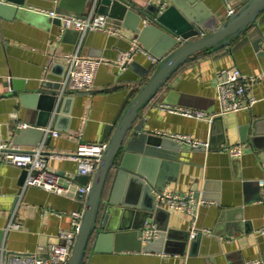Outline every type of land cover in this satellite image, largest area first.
I'll use <instances>...</instances> for the list:
<instances>
[{
  "label": "crops",
  "instance_id": "1",
  "mask_svg": "<svg viewBox=\"0 0 264 264\" xmlns=\"http://www.w3.org/2000/svg\"><path fill=\"white\" fill-rule=\"evenodd\" d=\"M30 1L32 4L23 5L17 15L5 10L0 16V91L3 83L11 77L24 79L30 90L43 82H56L66 73L68 61L64 54L71 53L80 42L81 35L75 42L76 29L63 32L60 20H51L48 14L38 11L53 10L60 0L55 3L54 0ZM241 1L230 0V4L238 8ZM204 2L216 17L215 26L227 18L226 0ZM90 6L88 3L85 14ZM108 16L117 38L101 30L84 37L83 50L95 48L99 54L84 56L74 66L62 105L67 111L61 113L57 125L52 127L62 134L47 137V151L74 152L79 139L70 134L76 131L82 132L83 141L108 142L111 137L109 126L118 123L142 84L139 72L150 70L144 82L156 67L143 52L134 56L130 63L133 66L124 74L114 65L92 58L115 59L137 37L135 17ZM143 25L141 21L138 26ZM263 43L264 12L256 25L233 39L229 46L191 56L140 112L147 130L161 137L170 136L171 140L165 142L171 146L181 145L179 159L169 160L156 170V177L165 180L162 192H193L202 203L195 209L199 216L198 225L202 226L200 230L205 232L206 229L216 237L207 236L203 238L204 242L192 245L191 241L197 235L191 238V216L170 207L157 192V204L169 212L159 214L157 222L173 230L168 251L164 250V239L151 251L136 250L138 237L121 233L117 238L104 240L100 251H94L91 244L84 264H249L254 260L264 264V234L261 233L264 229V52L260 51ZM232 67L239 68L246 75L260 76L259 82L248 90L250 96L257 98L250 109L216 115V119L207 120L165 107L199 109L209 114L219 112L217 74ZM26 111L27 107L21 104L14 117L10 105L0 101V143L7 142L3 138L22 123L35 125L28 120ZM33 115L35 119L38 113ZM174 134L191 136L200 145L192 147L188 142L173 138ZM43 137L44 134L40 142ZM236 143L242 145L240 157H232L227 149ZM49 164L72 176L77 183L87 181L86 176L73 172L77 166L69 158L54 157ZM20 176V170L11 164L0 166V232L4 231L1 251L5 258L13 253H42L51 243L58 241L60 230L71 227L70 212L83 208L77 198L30 185L18 206V218L23 227L7 230ZM123 184L121 182L118 186L121 197L128 190ZM111 189L112 179L106 186L104 200ZM114 211L119 213L121 210L116 206ZM187 233L189 242L181 252L180 242Z\"/></svg>",
  "mask_w": 264,
  "mask_h": 264
},
{
  "label": "water",
  "instance_id": "2",
  "mask_svg": "<svg viewBox=\"0 0 264 264\" xmlns=\"http://www.w3.org/2000/svg\"><path fill=\"white\" fill-rule=\"evenodd\" d=\"M204 1L164 0L163 3L159 0L98 1L97 12L99 13L120 19L135 17L137 24L134 29L137 37L160 61L144 82L143 79L150 70L139 72V81L142 84L137 94L130 101L118 123L108 128L111 137L88 192L81 226L69 264H84L91 244L94 251H100L104 240L117 238L121 233L138 237L136 250L151 251L155 249L157 242H163L164 239L166 245L164 250L168 251L173 230L165 225L160 226L157 222L159 214H169V212L156 202V193H161L165 185L164 177H156V170L167 164L169 160L179 159L182 149L180 143L171 146L165 142L171 140L170 136L161 137L147 130L140 117L141 109L156 98L169 78L191 56L205 50L229 46L233 39L243 34L250 26L256 25L260 14L264 12V0H243L233 13L228 15L221 24L215 26L216 17ZM226 1L231 3L230 0ZM88 3L92 4V0H60L53 10L84 17V10ZM31 4L30 0L0 2V16L5 10H10L11 15H17L23 9V5ZM144 20H150V23L142 27L138 26ZM69 30L72 29H68L67 32ZM93 32L90 31L88 34ZM79 36L80 32L76 31L75 42L78 41ZM110 36L117 38L116 35ZM130 46L129 42L125 50ZM85 49L84 55L99 54L95 48ZM130 63L126 71L132 65ZM62 79L63 77H60L53 83L43 82L41 86L32 90L26 87L24 79L21 78L11 77L3 83L0 101L10 105L14 117L17 116L23 104L27 107L28 120L35 123L26 127L17 126L8 137L3 138L4 141L38 145L44 134V128L50 123H52L51 127L57 125L61 113L67 111L62 109L67 97L65 94H60ZM36 112L38 115L34 119L33 114ZM217 116L214 118L216 119ZM51 136L50 134L48 139ZM74 162L77 167L73 172L78 174L79 164L77 161ZM4 165L10 164L0 163V166ZM16 168L20 170L21 176L20 187L14 193L13 207L17 201V193L27 177V170ZM110 179H112V189L107 200H104V193ZM121 182L128 188L123 197L118 194V186ZM198 195L196 193V196ZM116 206H119L121 210L119 213L114 211ZM123 206L126 208L124 209ZM147 222L156 224L161 232L152 241L144 243L142 236ZM197 227V238L191 241L192 245H197L199 241L204 242L203 238L207 236L216 237L213 233L200 230L202 226L198 223ZM3 234L4 231H1L0 257ZM188 235L187 233L180 242L181 252L187 247Z\"/></svg>",
  "mask_w": 264,
  "mask_h": 264
},
{
  "label": "built area",
  "instance_id": "3",
  "mask_svg": "<svg viewBox=\"0 0 264 264\" xmlns=\"http://www.w3.org/2000/svg\"><path fill=\"white\" fill-rule=\"evenodd\" d=\"M98 1L99 0H92L90 9L84 17L66 14L57 10L46 11L38 9V11L48 14L53 19L60 20L62 22L63 32L68 29H76L81 35L80 42L76 48L71 53L64 54V57L67 58L68 64L66 65V73L61 81V95L67 92L69 79L77 61L84 56H87L83 54V41L86 34L90 31L98 30L109 32L110 35H115L116 33L115 29L109 25V16L97 12ZM163 1L164 0H159L160 3H163ZM227 5L228 16L233 13L237 7L228 2ZM143 23L144 25H148L150 20H144ZM130 44V48L123 51L115 59L107 57L92 58L98 59L106 64L114 65L121 73L127 69V65L133 60L138 52L146 54L153 65H158L160 59L146 49L138 37H134ZM260 51L264 52V43L262 44ZM217 75L218 98L220 102L219 112L209 114L208 112L199 109L172 108L168 105L165 107L171 111L180 112L184 115L212 120L216 115L250 109L257 102V98L250 96L248 90L252 85L259 82V75H246L237 67L224 68L220 70ZM26 126L27 124L25 123L21 124V127ZM50 134L60 136L62 133L59 130L53 129L51 125H49L44 128L43 140L36 146L23 147L12 141L0 143V163L11 164L27 170L26 180L21 186L20 191L17 193V201L9 214V221L6 229H21L23 227V224L18 218V206L23 198L26 187L30 185L39 186L48 191L64 196L77 198L83 205V208L81 210H73L70 212L71 227L69 229L60 230L58 241L51 243L42 253H13L6 258L2 253L0 264H69L76 237L81 226L88 192L92 185L94 174L102 161L107 142L83 141L81 139L82 132L76 131L70 134V136L79 139L78 147L74 152L65 153L55 150L47 151L45 146L46 139ZM172 137L180 141L188 142L192 147L200 145L199 142L193 140L192 137L188 135L174 134ZM227 149L232 157H240L243 153L241 143L230 145ZM60 156L77 161L79 164L78 174L80 176H86L87 181L82 184L77 183L69 174L62 173L51 167L49 164L50 159ZM160 195L161 199L165 200L170 207L180 209L191 216V238H194L198 233L197 223L199 217L195 209L202 205L201 201L195 197L193 192L187 194H171L163 191ZM65 213L66 212H60V214ZM204 231L207 232L208 230L205 229ZM159 233L160 230L155 224L147 222L142 236L144 243L152 241L159 235ZM261 233L264 234V229L261 230ZM249 264L263 263L260 260H254L249 262Z\"/></svg>",
  "mask_w": 264,
  "mask_h": 264
}]
</instances>
